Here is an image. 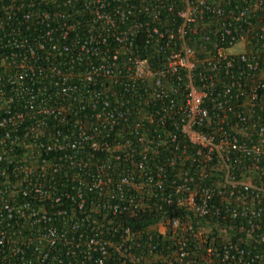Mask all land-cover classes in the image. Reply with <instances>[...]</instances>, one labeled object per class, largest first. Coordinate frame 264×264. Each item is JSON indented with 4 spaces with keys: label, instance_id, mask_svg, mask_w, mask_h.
Returning <instances> with one entry per match:
<instances>
[{
    "label": "built area",
    "instance_id": "built-area-1",
    "mask_svg": "<svg viewBox=\"0 0 264 264\" xmlns=\"http://www.w3.org/2000/svg\"><path fill=\"white\" fill-rule=\"evenodd\" d=\"M0 264H264V0H0Z\"/></svg>",
    "mask_w": 264,
    "mask_h": 264
},
{
    "label": "trees",
    "instance_id": "trees-1",
    "mask_svg": "<svg viewBox=\"0 0 264 264\" xmlns=\"http://www.w3.org/2000/svg\"><path fill=\"white\" fill-rule=\"evenodd\" d=\"M182 215V214H179ZM155 220L151 216H144V217H139L133 221H131V225L133 226L134 229H140V228H145L151 223H153ZM204 221H201L200 224H203ZM210 232H212V236H215L217 234V230L214 227H210Z\"/></svg>",
    "mask_w": 264,
    "mask_h": 264
}]
</instances>
